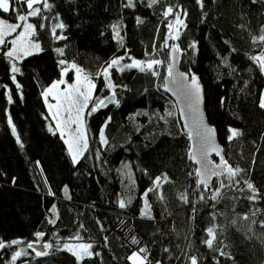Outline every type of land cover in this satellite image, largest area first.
Returning a JSON list of instances; mask_svg holds the SVG:
<instances>
[{
    "label": "trees",
    "instance_id": "1",
    "mask_svg": "<svg viewBox=\"0 0 264 264\" xmlns=\"http://www.w3.org/2000/svg\"><path fill=\"white\" fill-rule=\"evenodd\" d=\"M10 1L0 8L10 21L31 10ZM34 8L42 50L19 62L16 78L0 42V264H134V252L146 264H264V0H43ZM173 44L180 67L203 85L223 146L227 170L210 189L163 89ZM119 58L112 89L102 71ZM72 61L91 74L96 99L115 95L87 114L89 146L76 162L43 96ZM73 241L93 253L78 258L67 248Z\"/></svg>",
    "mask_w": 264,
    "mask_h": 264
},
{
    "label": "rangeland",
    "instance_id": "2",
    "mask_svg": "<svg viewBox=\"0 0 264 264\" xmlns=\"http://www.w3.org/2000/svg\"><path fill=\"white\" fill-rule=\"evenodd\" d=\"M42 1L27 0L28 7L31 10L23 13L17 21H10L0 16V42L8 45L6 54L11 62L13 78H16L19 62L23 58L42 50L41 42L35 37L36 28L32 20V17L37 13L34 5ZM0 8L9 11L11 1L0 0ZM180 24L181 22L178 20V24L174 29L175 37L178 35ZM258 57L264 70V50L259 53ZM131 63L140 67L153 65V62L140 63L135 59H132ZM124 65L125 61L122 58L115 59L107 66L105 71H102L111 88L110 67L122 68ZM95 89L96 83L91 74L83 66L72 61L62 71L61 77L53 81L43 91L49 115L54 122V125L50 127L59 132L65 139L75 162L80 159L89 146L86 125L87 114L94 111L104 100L101 97L96 99ZM36 245L42 244L39 242ZM67 248L75 253L78 258L93 253L92 246L87 243L73 241L67 244ZM131 261L134 264H146L145 258L139 252H134L131 255Z\"/></svg>",
    "mask_w": 264,
    "mask_h": 264
},
{
    "label": "water",
    "instance_id": "3",
    "mask_svg": "<svg viewBox=\"0 0 264 264\" xmlns=\"http://www.w3.org/2000/svg\"><path fill=\"white\" fill-rule=\"evenodd\" d=\"M181 51L175 44L169 48V74L165 76L163 89L175 102L185 134L191 141V160L196 165L198 181L210 189L213 180L227 170L223 146L218 140L215 127L209 122L205 111L204 88L198 75H191L180 67ZM115 101L109 95L99 108ZM217 156L219 161L213 157ZM40 252L42 245H33Z\"/></svg>",
    "mask_w": 264,
    "mask_h": 264
}]
</instances>
